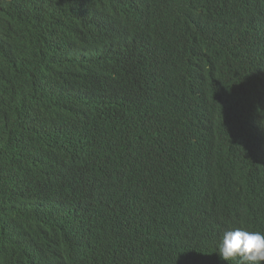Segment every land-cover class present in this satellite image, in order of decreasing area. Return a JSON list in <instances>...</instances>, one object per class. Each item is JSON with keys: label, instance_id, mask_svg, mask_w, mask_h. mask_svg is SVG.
<instances>
[{"label": "clouds", "instance_id": "1", "mask_svg": "<svg viewBox=\"0 0 264 264\" xmlns=\"http://www.w3.org/2000/svg\"><path fill=\"white\" fill-rule=\"evenodd\" d=\"M139 1L0 0V23L1 14L8 12L18 19L0 34V76L8 77L7 88L0 86L1 115L13 123L14 110H25L21 98L26 88L34 86L36 107L51 101L60 109L45 131L57 130L59 119L66 118L69 90L76 96L84 87H110L132 75L130 63L150 66L154 60L147 56L138 55L133 62L129 51L134 46L161 41L168 27L189 34L174 45L184 79L180 111L164 108L144 125L135 117L120 118L118 133L106 139L96 162L95 171L104 179L97 184L104 188L91 198L86 195L85 201L107 208L113 200L109 187L121 184L125 189L118 205L124 220L108 217L88 232L83 244L69 243L70 251L45 238L42 250L53 254L47 264H264V197H256L244 182L264 167V0L199 3L200 37L190 26L180 27L169 5L162 8L160 24L153 15L147 25L127 32L124 25ZM232 16H240L237 24L226 19ZM201 41L221 46L223 62L215 64L200 50L194 53L203 47ZM6 48L21 52L22 60L9 57ZM105 52L120 53L123 60L108 66ZM44 64L53 70L40 76ZM104 71L111 78L102 82ZM139 73L131 87L136 94L152 87L144 84L141 69ZM35 115L41 118L40 112ZM26 121L32 122L29 117ZM47 156L68 164L92 159ZM47 156L31 162L52 171L38 173L34 182L32 217L37 221L57 206L51 199L57 201L67 167L52 170L43 163ZM220 159L222 164L214 168ZM235 178H242L237 185ZM248 212L251 225L242 223ZM126 221L155 240L148 235L147 246L130 248L122 237ZM51 228L68 242L61 229ZM32 240L30 260L37 264Z\"/></svg>", "mask_w": 264, "mask_h": 264}, {"label": "trees", "instance_id": "2", "mask_svg": "<svg viewBox=\"0 0 264 264\" xmlns=\"http://www.w3.org/2000/svg\"><path fill=\"white\" fill-rule=\"evenodd\" d=\"M206 1L208 0H141L136 11L130 14L131 18L125 23L124 29L133 33L142 25H147L153 15L160 24L163 18L162 8L169 5L175 8L180 27L190 26L187 29H192L200 37L204 25L200 19L199 3ZM1 15L4 22L0 23V34L5 27L18 22L12 12ZM188 35V31H172L168 27L164 30L161 41L136 45L129 51L135 63L138 55L153 59L150 66L140 67L130 63L132 75L130 73L123 76L110 87H84L76 96L73 90H69L65 99L67 116L58 123L55 131L45 130L52 125L53 118L57 119L60 109L51 101H47L41 108L36 107L34 86L26 88L21 98L25 110L20 107L14 110L13 123L8 118H3L2 110L0 111V264H33L30 260L35 252L32 238H35L37 246V264H47L53 254L49 250H42L41 244L45 238L49 240L48 243L54 241L70 251L69 243L75 240L78 245L83 244L88 232L108 217L124 220L118 205L125 189L121 184L109 187L113 200L107 208L92 205L91 200L85 201L86 195L91 198L95 191L104 188L97 184L104 179L95 171L96 162L98 158L102 159L106 139L118 133L120 118L135 117L145 124L153 122L164 108L173 107L180 111L177 101L184 79L177 63V49L173 46L179 42L178 39ZM201 42L203 47H196L194 53L200 50V54H205L208 59L212 58L215 64L223 62L220 58L223 53L221 46L211 41ZM5 53L15 60H22L21 52L18 53L16 49L6 48ZM164 55L170 58L168 62L164 61ZM102 58L108 60V66L123 60L120 53L110 52H105ZM140 69L145 75L144 84L152 87H146L141 94H136L131 87L135 84L136 76L140 75ZM38 70V74L44 76L53 70V65L44 64ZM188 75L185 71V76ZM110 78L109 71L102 73V82ZM0 86L7 88L6 75L0 76ZM75 86L76 84L73 89ZM39 112L41 118L38 120L35 114ZM28 117L32 122L26 121ZM21 119L25 121L19 125L18 121ZM36 124L42 129L39 130ZM50 153L64 158L92 156V159L68 164L67 161L47 156ZM43 155L47 156L43 163L48 164L52 170H64L66 165L67 167L56 191L57 201L51 199L57 206L46 211L43 219L37 221L32 217V208L37 202L32 197L34 182L39 177L38 173L49 174L52 171L38 169L31 162ZM220 164L222 159L215 163L214 168ZM241 179H233L234 184L237 185ZM244 182L256 197H264V167L261 166L256 176L246 178ZM251 215L248 212L242 218V223L251 225ZM126 224L122 237L125 244H130V248L147 246L150 242L145 236L148 235L152 241L155 240L153 234L142 232L139 226L127 221ZM51 226L61 229L68 242L55 230L53 233L48 230L52 229Z\"/></svg>", "mask_w": 264, "mask_h": 264}, {"label": "bare ground", "instance_id": "3", "mask_svg": "<svg viewBox=\"0 0 264 264\" xmlns=\"http://www.w3.org/2000/svg\"><path fill=\"white\" fill-rule=\"evenodd\" d=\"M242 15H245V14H242ZM241 15V16H242ZM240 18V16H238V17H233L232 16V18H230V17H228V18H226V19H228V21H230V22H232V23H235V24H237V21H238V19ZM234 21V22H233ZM228 24V23H227ZM227 24H224L225 26L227 25ZM142 29H144V27L142 28ZM149 31H151V30H149ZM230 31V30H229ZM174 47V46H173ZM221 56H222V58L221 59H224V57H225V54L224 53H221ZM59 121H63V119H59ZM140 122H144L143 120H139ZM142 125H144V124H142ZM245 127V126H244ZM252 130H253V128H251ZM262 133H264V132H262ZM240 193V192H239ZM148 209H150V208H148ZM142 212H144V209H142L141 211H140V213H142Z\"/></svg>", "mask_w": 264, "mask_h": 264}]
</instances>
